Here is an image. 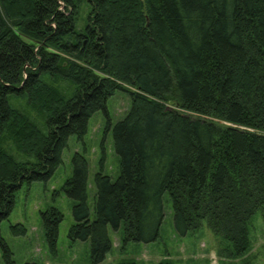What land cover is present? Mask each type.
Instances as JSON below:
<instances>
[{
	"label": "trees",
	"instance_id": "16d2710c",
	"mask_svg": "<svg viewBox=\"0 0 264 264\" xmlns=\"http://www.w3.org/2000/svg\"><path fill=\"white\" fill-rule=\"evenodd\" d=\"M116 91L130 98L107 124L119 175L103 174L102 156L90 211L87 161L73 154L68 238L89 243L90 264L112 248L108 227L123 246L155 242L167 195L178 235L205 222L224 242L218 255L244 257L252 218L264 219V0H0V223L22 184L48 180ZM6 142L33 160L15 159ZM61 220L55 208L42 214L52 256ZM10 255L5 247V264Z\"/></svg>",
	"mask_w": 264,
	"mask_h": 264
},
{
	"label": "rangeland",
	"instance_id": "374dc122",
	"mask_svg": "<svg viewBox=\"0 0 264 264\" xmlns=\"http://www.w3.org/2000/svg\"><path fill=\"white\" fill-rule=\"evenodd\" d=\"M89 6L82 4L80 20L87 18ZM82 18V19H81ZM66 96H70L73 85L61 82ZM10 104L24 111L40 127L45 125L42 115L31 110L24 99L12 96ZM130 106L129 96L121 91L107 101L106 111H98L88 121L87 131L82 141L70 137L67 147L62 151L61 163L46 181L23 183L16 191L14 206L10 215L0 223V264H5V247L10 251L12 264H90L88 242H72L68 231L74 224L72 201L62 191L65 181L72 175L73 154H83L87 161V203L91 207L95 189L94 174L99 170L103 156V174L115 179L119 175L118 156L114 152L111 130L108 122L114 124L124 117ZM7 151L17 160H33L24 152L15 148L13 143L6 142ZM51 208L59 210L62 220L58 227L57 254L52 256L45 243L42 214ZM164 220L160 234L155 242L144 244L121 243L120 230L115 232L108 227L112 248L106 254L103 264H120L132 260L139 264H156L168 259L174 264H264V219L256 214L249 225L250 248L246 255L238 260H229L218 255L225 246L222 238L213 233L202 222V226L185 236L178 235L173 227L172 211L169 198L163 197ZM24 227V235H14L11 227Z\"/></svg>",
	"mask_w": 264,
	"mask_h": 264
}]
</instances>
